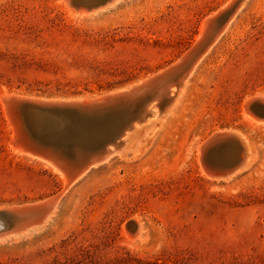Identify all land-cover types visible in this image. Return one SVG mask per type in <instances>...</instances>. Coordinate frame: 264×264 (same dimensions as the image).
<instances>
[{"label":"rangeland","instance_id":"374dc122","mask_svg":"<svg viewBox=\"0 0 264 264\" xmlns=\"http://www.w3.org/2000/svg\"><path fill=\"white\" fill-rule=\"evenodd\" d=\"M99 1L0 0V97L82 100L128 89L176 63L205 19L233 2ZM238 6L174 113L66 189L11 143L0 98V208L56 196L43 227L0 236V264H264V124L248 103L264 96V0ZM220 131L244 135L255 156L227 181L210 179L199 160Z\"/></svg>","mask_w":264,"mask_h":264},{"label":"water","instance_id":"95a60500","mask_svg":"<svg viewBox=\"0 0 264 264\" xmlns=\"http://www.w3.org/2000/svg\"><path fill=\"white\" fill-rule=\"evenodd\" d=\"M106 1L108 0H101L98 3ZM239 1L234 0L228 7L208 19L200 39L176 63L128 89L85 102L12 98L7 103L6 111L10 117L18 121L16 123L19 127L20 142L32 153L52 161L70 178L89 165L101 163L109 144L116 147L122 143L123 133L125 129L129 131L132 120L129 118L125 127L111 129V133L107 135H105V127L112 120L118 119L119 116L128 117L130 109H133L142 101L143 97L150 95L156 89L167 88L173 83L177 88L193 63L228 22ZM251 105H254V108L251 107V109L255 111L264 107L257 101ZM49 121H52L54 125L51 129H48ZM105 123L106 126H104ZM99 132L108 139L103 141ZM231 140L238 141L234 135L229 133L215 134L201 148V165L215 178H224L226 173H229L224 171V166L216 162L219 156L225 155L234 148L230 143ZM242 161L243 159L235 161L233 169L238 167ZM40 205L42 204L0 210V234L19 227V222L15 221L10 224L9 221L1 218V214H23V212L34 210ZM45 212L46 210H41L39 214L43 215ZM37 221L30 224L29 227L40 224V221Z\"/></svg>","mask_w":264,"mask_h":264},{"label":"bare ground","instance_id":"6f19581e","mask_svg":"<svg viewBox=\"0 0 264 264\" xmlns=\"http://www.w3.org/2000/svg\"><path fill=\"white\" fill-rule=\"evenodd\" d=\"M108 1H106L105 3H107ZM65 2H67V5H68V1H65ZM111 3H112V1H111ZM95 4H96V2H95ZM103 4L104 3H102V5ZM239 4H240V1H239L238 5ZM98 6H99V4H98ZM68 7H70V6H68ZM238 7L240 8V6H238ZM89 9H90V7H89ZM235 11H236V9H235ZM235 11H234V13H235ZM234 13H232V14H234ZM211 15L213 16V14H211ZM232 16H234V15H232ZM210 18H208V19H210ZM205 20L207 22V19H205ZM228 22L224 25V27L221 29V31L218 33V35L215 36L213 42L207 47V49L204 52L201 53V55L198 57V59L193 63L191 68L186 73V76L182 78L181 82H179V84H180V88L179 89H178L179 84H178V87H177V90H176L174 88V86H175L174 83L171 84L167 88L156 89V91H153L150 95L143 97L142 101L140 100L141 102H139L137 105H135V107H133V109L131 108L130 111L128 112V114H127L128 117L124 118L123 116H119L118 119L112 120L109 123V124H111L109 128H108L109 124L107 125L105 123L104 126H106V125L107 126L105 127L104 131L106 133L105 135H107V134L111 133V131H110L111 129H115V128L119 129L121 127H125L124 125L126 123H128L129 118H130V120H132L130 129H129L130 132L128 131V129L127 130L125 129V132L123 133V136H122V143L117 145L116 147H113L111 144L108 145L106 153H105V156L103 157L101 163L106 162L108 159L112 158L113 156L123 157L125 155V152H126L125 150L130 146V144L134 141V139L137 137V135H139V132L141 133L142 130L148 129L147 127L153 125V123H155V122H156L155 125H157V121H160L161 119H164V117L166 115H171V114L174 113V110H175L174 108L176 106V101H177L176 97L180 94V92L182 90V87L186 83L188 77L190 76V74L194 70V68L197 65V63L210 50L212 45H214V43L220 37L221 33H223L226 30ZM204 29H205V27H204ZM204 29H203V26H202L201 32H200V35H199L200 37H201ZM113 93H115V92H113ZM102 96H104V95H102ZM102 96H95L94 98H91V99H98V98H100ZM0 98H1V100L3 101V103L5 105L6 116H7L8 120H9L10 124L13 127V135L10 137L11 138L10 139L11 143H13L15 148L18 151H20L21 153H25V154H27V155H29L31 157L37 158V159H39L38 161H40V162L41 161L45 162L44 164H48V165H46V166H48V168L50 167V168H52V170H54V172L55 171L58 172V174L61 176V179H62V184H63V187H64L63 189H66L71 183H74L77 180H79L80 178H82L88 172V170L90 168L96 167L97 165L101 164V163H95L93 165H89V166L85 167L84 169H82L77 175H73V177L70 178L69 176L66 175L65 171L60 170L59 167L56 166L52 161L46 159L45 157L36 155V154L32 153L31 151H29V149L24 147V145L19 140L20 139V132H19V127L17 126L18 121H15V119L10 117V115L6 111L7 103L12 98H30V99L41 100V101H51V100L41 99V98H33V97L31 98L30 96L28 97V96H24V95H18L17 96L16 94H8V93L3 94L2 97H0ZM91 99L84 98L82 100H68V101H83V102H85V101H88V100H91ZM56 100L59 101L60 99H56ZM249 100H250V98H249ZM254 101H257L259 104H262L264 106V96L255 95L253 98H251V101H249L248 103L251 104V102H254ZM153 102H155L153 104V106L155 107L156 111L154 110L153 112H151L149 107L151 106V104ZM169 102H170V104H169V107H168L167 103H169ZM165 106L167 108H165ZM156 107L159 108L160 111ZM251 107L253 109L254 105L253 106H249V109ZM144 108H145V112L143 113V109ZM263 108H261V110H259V111H255V110L251 109L255 114L260 115L261 121H260V119H259V121H257L260 124H264V109ZM159 112H160V114L158 115ZM140 123H145V125H143L142 127H139L141 125ZM53 126H54L53 122L49 121L48 122V129H51ZM155 127H157V126H155ZM150 130H153V129H150ZM227 131L215 132V134L229 133L231 135H234L238 139V141H235V140H233V141L231 140L230 141V143L234 146V148L231 150L232 153L230 151V152H227L223 156H219V158L217 159V162H216L217 164L224 166V171L229 172V173H226V175H225V177L223 179L225 181L231 179L232 177H234V176H236L238 174H241V173L249 170L251 168L253 162H254V159H255L252 147L249 144V142L246 140V137L244 135L242 136L240 134L231 133V132H227ZM102 132H103V130H102ZM99 133H101V132H99ZM149 133H151V132H149ZM215 134H213V135H215ZM101 135H102L103 141L108 139L104 134L101 133ZM209 139H210V137H209ZM200 146H202V144H200ZM17 153H19V152H17ZM21 153H19V155L23 156ZM200 157H201V151H200ZM238 159H240V160L243 159V161L238 167L233 169L234 162L237 161ZM199 160H200V158H199ZM205 173H207L206 175L209 176L210 179L213 177L210 174V172L207 171V169H206ZM219 179H222V178H219ZM212 180L218 181V178L217 179L212 178ZM63 191H65V190H63ZM58 194H60V193H58ZM58 198H59V196L57 197V199ZM55 202H56V196H54L51 199L45 200V201H43L41 203H37L36 202L35 204H42V205L38 206L34 210L25 211V212H23V214H11V213L1 214V218L3 220L7 221V222L9 221L10 224H13V222H15V221L19 222L18 223L19 227L17 229H15V230H11V231L2 233V234H0V236L12 235L13 237L16 238V237H20L21 235H26L29 232H32V231H34V230H36L38 228L43 227L47 223V220L50 219L49 216L52 215V213L54 211L53 208H55L54 207L56 205ZM30 204H26V205H23V206H29ZM20 207H22V206H20ZM11 208H15V207H11ZM8 209H10V208H4V207L0 208V210H2V211L8 210ZM41 210H44V211L46 210V212L43 215H40L39 213L41 212ZM36 220L40 221V224H38V226H41V227L32 228V229L28 230L29 225L34 223V222L36 223ZM139 229H140V227H139ZM20 232H21V234H20ZM17 234H20V235H17Z\"/></svg>","mask_w":264,"mask_h":264}]
</instances>
